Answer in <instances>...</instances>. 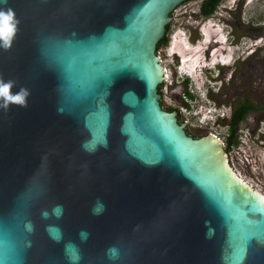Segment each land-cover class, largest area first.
Instances as JSON below:
<instances>
[{
    "label": "water",
    "instance_id": "95a60500",
    "mask_svg": "<svg viewBox=\"0 0 264 264\" xmlns=\"http://www.w3.org/2000/svg\"><path fill=\"white\" fill-rule=\"evenodd\" d=\"M183 1L0 3V78L30 93L0 107V264H264V195L159 102Z\"/></svg>",
    "mask_w": 264,
    "mask_h": 264
},
{
    "label": "rangeland",
    "instance_id": "374dc122",
    "mask_svg": "<svg viewBox=\"0 0 264 264\" xmlns=\"http://www.w3.org/2000/svg\"><path fill=\"white\" fill-rule=\"evenodd\" d=\"M200 2L201 0H185L175 8L171 14L172 19L168 32H166L167 43L161 45L158 50L157 54L169 72V76L162 83L164 103H172L169 100V93L176 88L177 84L181 83V78L178 76L179 73L181 74V69L177 68L178 72H176L173 66L175 52L181 56L186 52L191 53L190 51L195 53L201 49L200 45L203 47L205 45L203 31L207 35H211L215 28L221 33L223 29L232 26L237 37H242L245 33L256 34L259 47L254 59L249 63L246 62V66L245 62L239 65L235 62L237 66H231L229 69L224 68L223 70L226 71L224 78L217 81L206 79L197 74L196 70L186 85V89L193 94L192 99H186L190 107L188 108L190 115L183 114L180 108L182 103H179L177 107L192 134L198 137L212 133L220 138L230 166L253 188L264 193V45L260 46L261 43L264 44V0H222L218 4V11L228 10L229 20H224L228 24L213 17L208 20L200 15L193 16L192 13L199 12ZM192 27H196L198 33L195 36L199 38L198 40L192 41ZM250 47H240L244 50L241 55H245V51ZM190 63L195 65L194 62ZM231 68L232 70L235 68L233 73H231ZM238 72H240V76H237ZM177 88L181 90L183 87L177 86ZM175 94L178 93L174 91L170 96ZM244 97L249 99L248 102L252 108L233 136L238 140V143L227 148L228 128L224 120L208 121L209 117H207L202 121L201 116L209 115L207 110L214 105H223L225 107L222 109L225 114L223 118L227 119L229 116L228 106L231 103L242 102Z\"/></svg>",
    "mask_w": 264,
    "mask_h": 264
},
{
    "label": "flooded vegetation",
    "instance_id": "af4514ba",
    "mask_svg": "<svg viewBox=\"0 0 264 264\" xmlns=\"http://www.w3.org/2000/svg\"><path fill=\"white\" fill-rule=\"evenodd\" d=\"M221 1L222 0H220L218 2V4ZM218 4L216 5L215 9L212 12H210L209 14L202 15L200 13L199 9H198L199 12L192 13V14H193V16H196V17H198L197 15H200L202 18H206L208 20L212 17L216 18V19H220L221 21L229 20L228 10L223 9L222 12L220 10L218 11ZM224 6H227V5L224 4ZM225 23H227V22H225ZM216 24H217V22H216ZM192 29H193V30H191V34H193V40L192 41H194V39L198 40L199 38L195 36L198 33L196 30V27H192ZM235 33L233 32L232 26H228V28L223 29L221 31V33L218 31L217 28H215L214 31H212L211 35H207L206 32L203 31L204 44H205L204 47H203V45H200L201 49H198L195 53H193L194 51H190L191 53L186 52V53H183L182 56L178 52L174 53L173 66L175 67L176 72H178L177 68H178V70L181 69L180 70L181 74L179 73V75H178L181 78V83L177 84L176 88H174V89H172V91H170L169 100L172 101V103H170V104L164 103V94L162 93V86H163L162 85L160 88V91H159V94H160L159 102H160V105L163 109H165L167 111L173 110L176 112V118H177L178 122H184L181 115H180L179 109L177 107L178 104L182 103V104L186 105L188 108H190L187 100L193 98V94L189 90L186 89L187 81L189 78L186 77V74H184V71H189V73L194 75L195 71L197 70V74L204 76L206 79H211V81H217V80H221L224 78V76L226 74V71L223 70L224 68L229 69L231 66L235 67V66H237L241 63H244V62H245L244 65L246 66L247 63H249L252 59L255 58V56H257V49L259 47V43L257 41L258 36L256 34L251 35L249 33L248 34L245 33L242 37L241 36L237 37V35H235ZM200 34H201V31H200ZM247 44H248V46H251V47L247 51H245V55H241V53H243L244 50L241 49L240 47L246 48V47H248ZM262 45H264V44L261 43L260 46H262ZM158 50H157V52H158ZM237 50H239V52H237ZM160 60H161V57H160ZM161 62H162V60H161ZM190 62H194L195 65L193 63H190ZM235 62H237V65ZM162 64H163V62H162ZM163 66H164V70H165V79H164V81H165L166 78L169 76V72L167 71V68L165 67V65H163ZM245 66H244V68H245ZM234 69L232 70V68H231V73L234 72ZM174 72H175V70H174ZM237 76H240V72L237 73ZM230 77L232 78L231 74H230ZM177 86H181L183 88L180 90L179 88H177ZM174 91H176L178 94L170 96V94H172V92H174ZM187 91H188V93L192 94V96H189L188 93H186ZM170 97H171V99H170ZM240 103L241 102H239V101H238V103H231L228 106V109H229L228 118L227 119H224V118L219 119L218 118V119H216V121L224 120V123L227 125V128H228V126L230 125V121L232 119V114H233L235 108L240 106ZM216 106L220 107V105H216ZM239 128H240V125H239L237 130H239ZM184 129H185L187 134H189L193 137H197V136H195V134H192L188 130L187 123H185ZM233 138L234 137H231L230 139H233ZM228 139H229V135L227 133V140Z\"/></svg>",
    "mask_w": 264,
    "mask_h": 264
},
{
    "label": "clouds",
    "instance_id": "9594fccd",
    "mask_svg": "<svg viewBox=\"0 0 264 264\" xmlns=\"http://www.w3.org/2000/svg\"><path fill=\"white\" fill-rule=\"evenodd\" d=\"M0 3H7V0H0ZM20 21L16 18V14L12 8H0V48L10 49L12 43L19 31ZM186 77L192 78L193 75L189 71H184ZM15 87L14 81H4L0 78V107L7 109L10 105H16L22 108L28 107V96L30 95L29 91L25 88H20L19 91L13 92L12 89ZM223 105L217 107L214 105L211 109L207 110V114L202 115L201 120L204 121L209 117L208 121L216 120L218 118H223L225 115L222 112V109L225 108ZM203 114V113H202ZM104 205L101 202H97V205L93 208V214H99L103 210ZM56 214L61 212V208L58 206L54 209ZM47 216V213L44 214ZM82 236L86 237L87 233L82 232Z\"/></svg>",
    "mask_w": 264,
    "mask_h": 264
},
{
    "label": "trees",
    "instance_id": "16d2710c",
    "mask_svg": "<svg viewBox=\"0 0 264 264\" xmlns=\"http://www.w3.org/2000/svg\"><path fill=\"white\" fill-rule=\"evenodd\" d=\"M219 1L220 0H201L200 5H199L200 13L202 15L209 14L210 12H212L215 9V7ZM169 25L170 24L166 25V32H168ZM166 43H167V36L165 33V35L158 41V43L156 45V51L160 48L161 45L166 44ZM161 86H162V84H160L158 86V91H160ZM186 93H188V91ZM188 95L192 96V94H190V93H188ZM248 101H249V99L247 97L243 98V101L240 103V106L235 108V110L232 114V119L230 121V125L228 126L229 139L227 140V148H228V146H230L232 144L238 143L237 139H234V138L230 139V138L234 136V133L238 129L239 125L243 121H245V119L249 113V110L252 108V105Z\"/></svg>",
    "mask_w": 264,
    "mask_h": 264
},
{
    "label": "built area",
    "instance_id": "2783aa9c",
    "mask_svg": "<svg viewBox=\"0 0 264 264\" xmlns=\"http://www.w3.org/2000/svg\"><path fill=\"white\" fill-rule=\"evenodd\" d=\"M175 10V9H174ZM158 53V52H157ZM180 108L182 109V112H183V114L186 116V115H190V112H189V109H188V107L186 106V105H182V106H180ZM181 109H180V111H181Z\"/></svg>",
    "mask_w": 264,
    "mask_h": 264
},
{
    "label": "bare ground",
    "instance_id": "6f19581e",
    "mask_svg": "<svg viewBox=\"0 0 264 264\" xmlns=\"http://www.w3.org/2000/svg\"><path fill=\"white\" fill-rule=\"evenodd\" d=\"M230 168H231V167H230ZM231 170H233V171L236 173V171H235L233 168H231ZM236 175H238V174L236 173ZM238 177H239V178H240L245 184H247L249 187H251V188L254 189L255 191H257V192L261 193L262 195H264V193H262V192L256 190L255 188H253L250 184H248L245 180H243L239 175H238Z\"/></svg>",
    "mask_w": 264,
    "mask_h": 264
}]
</instances>
